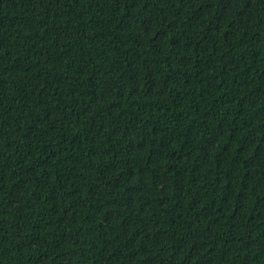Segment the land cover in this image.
Segmentation results:
<instances>
[{
	"label": "trees",
	"instance_id": "16d2710c",
	"mask_svg": "<svg viewBox=\"0 0 264 264\" xmlns=\"http://www.w3.org/2000/svg\"><path fill=\"white\" fill-rule=\"evenodd\" d=\"M0 264H264V0H0Z\"/></svg>",
	"mask_w": 264,
	"mask_h": 264
}]
</instances>
